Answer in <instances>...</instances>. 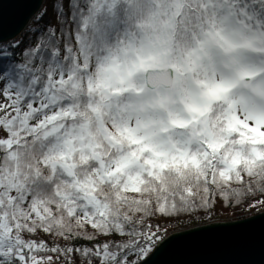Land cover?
<instances>
[{
  "label": "snow or ice",
  "instance_id": "1",
  "mask_svg": "<svg viewBox=\"0 0 264 264\" xmlns=\"http://www.w3.org/2000/svg\"><path fill=\"white\" fill-rule=\"evenodd\" d=\"M43 2L0 36V264H153L264 218V0Z\"/></svg>",
  "mask_w": 264,
  "mask_h": 264
},
{
  "label": "water",
  "instance_id": "2",
  "mask_svg": "<svg viewBox=\"0 0 264 264\" xmlns=\"http://www.w3.org/2000/svg\"><path fill=\"white\" fill-rule=\"evenodd\" d=\"M43 0H0V36L13 40L38 13ZM31 14V15H30ZM186 236L153 264H264V218Z\"/></svg>",
  "mask_w": 264,
  "mask_h": 264
},
{
  "label": "trees",
  "instance_id": "3",
  "mask_svg": "<svg viewBox=\"0 0 264 264\" xmlns=\"http://www.w3.org/2000/svg\"><path fill=\"white\" fill-rule=\"evenodd\" d=\"M43 7H44V3H43V5H42L41 9H42ZM41 9H40V10H41ZM34 18H35V16L31 19V21H30L28 24H31L32 21L34 20ZM27 26H28V25H27ZM27 26H26V27H27ZM26 27H25V28H26ZM25 28H24V29H25ZM23 35H24V30L20 33V35H19L18 37H16V38L13 39V40L20 39ZM247 215L250 217V216H253V215H256V214H255L254 212H251V213H248Z\"/></svg>",
  "mask_w": 264,
  "mask_h": 264
}]
</instances>
